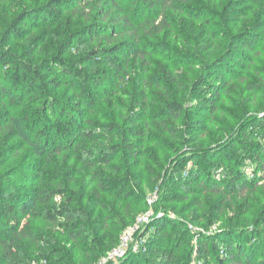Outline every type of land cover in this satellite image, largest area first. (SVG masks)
<instances>
[{
	"label": "rangeland",
	"instance_id": "obj_1",
	"mask_svg": "<svg viewBox=\"0 0 264 264\" xmlns=\"http://www.w3.org/2000/svg\"><path fill=\"white\" fill-rule=\"evenodd\" d=\"M50 1L0 0V49L41 70L47 88L40 94L43 105L35 99L37 89L21 78L15 81L0 61L1 189L35 195L53 164L77 190L82 177L96 171L106 182L82 193L91 220L81 247L44 217L20 216L16 224L23 239L0 235V264L20 259L55 264L44 257L52 252L61 255L58 264H98L145 215V250L109 264H215L216 255L227 257L223 248L234 241L242 243L241 256L253 255L254 264H264V142L260 148L249 141L264 121V0H190L164 13L168 26L163 32L143 34L134 46L126 37L105 43L101 34L108 32V24L61 6L58 14ZM93 22L98 32L90 34L85 28ZM75 31L67 53L64 43ZM97 47L122 48V55L112 58L125 59L124 71L98 70L88 62ZM135 48L143 51L141 58ZM57 59L87 75L94 105L80 96L75 78L48 80L46 67ZM179 73L209 81L217 92L210 100L214 110L195 101L192 89L177 81ZM167 75L169 82L164 81ZM145 85L166 102L182 105V114L164 119L156 101L141 93ZM121 91L132 99L117 100ZM88 132L93 136L89 144L83 137ZM131 132L137 140L132 149L127 147ZM46 137L61 154L43 149ZM79 144L86 154L92 148L108 151V163L79 157ZM116 146L120 152H114ZM241 174V183H225ZM166 223L177 229L170 225L167 235L152 241L150 235Z\"/></svg>",
	"mask_w": 264,
	"mask_h": 264
},
{
	"label": "trees",
	"instance_id": "obj_2",
	"mask_svg": "<svg viewBox=\"0 0 264 264\" xmlns=\"http://www.w3.org/2000/svg\"><path fill=\"white\" fill-rule=\"evenodd\" d=\"M190 0H51L50 5L53 11H57L59 14L60 6L65 8H69L68 10L73 9L74 14H78L79 12L82 15L86 16V19L98 20L100 23L108 24L109 28L108 32L102 33L101 38L105 43H113L118 39H124L125 37L133 40V46L138 44L136 42H140L141 38L144 37L143 34L151 35L155 33H161L168 26L167 17L164 13L168 10L178 11L184 4ZM73 8H71V6ZM44 11V10H42ZM250 27V25H249ZM88 33H97L98 26L97 22L92 23L91 26H87L85 28ZM66 42L64 43L66 46V52L71 53L73 49V43L76 41V31L70 32L67 35ZM246 46V45H245ZM138 50V48H135ZM114 50V51H113ZM122 48L114 47V49L104 50L100 47L93 48L90 55L87 56L88 62H93L96 67H99L98 70H106L109 67H117L118 70L124 71L123 61H118V59H113L112 55L115 53L116 55H122ZM143 51L137 52V56L141 58L143 55ZM58 60V59H57ZM0 61L7 65V68L13 71V79L19 80L20 78L26 83L33 86L37 89L38 97L37 101L43 103L41 97V93H45L46 85V77L42 74L41 70L36 69L31 65H26L24 63L19 62L15 57L8 54L4 49H0ZM47 75L48 80L52 83L57 82V77H67L70 76L76 79V82L79 84L80 96L86 102H91L93 105L95 103L94 94L91 93L90 84L88 82L87 75L81 74L82 72H76L74 68L70 65L69 62L64 60H58L56 64L53 66H47ZM166 72H163V74ZM216 73H211V76H215ZM209 77V78H210ZM164 81H168V75L164 78ZM179 83L184 86L191 88L195 101L202 106H206V110L213 109V103L210 100L213 94L217 97L216 91L211 90V86H208V82L204 81H195L192 80L187 73H179L178 80ZM212 85V84H209ZM141 93L146 96H150L153 98L157 105H159L160 111L159 113L162 117L165 118H176L182 114L184 108L177 102L168 103L162 97L155 96L150 89L149 85H145L141 87ZM117 100H130L132 99V95L121 91L117 96H115ZM53 108V105L50 106ZM125 115L128 119L132 117L130 110H127ZM70 117V121L75 122V117L73 115H67ZM257 129L254 134L249 136V141L256 147H263L261 141L264 142V121L258 122L256 125ZM111 129L110 131H112ZM260 133V134H259ZM136 134L129 133V139L131 140L130 145H127L129 148H134L131 145H135L137 140H134ZM260 135H262V139L260 140ZM83 137H86L87 144L93 141V136L91 133H83ZM77 152L79 153V157L81 155H85L86 148L82 147L80 144L75 147ZM43 149L46 151H52L55 154H61V149H59L48 137H46ZM89 152L84 156H88L92 162L96 161L98 165H106L110 159V153L105 150L96 151L92 148ZM121 147H114V152H120ZM66 157V156H65ZM261 164V163H260ZM65 174H62L58 165H52V167L45 173L44 176V184L43 187L35 193V195H21L14 192L5 193L1 189L2 183H0V215L1 218H5L4 226L0 230L1 238H8L10 236H14L17 239L22 241L23 237H21V231H19L17 226V221L20 216L22 217H35L40 218L44 217L47 221L53 223L57 229L59 230L62 236H67L70 239L74 240L77 245L82 246L80 239L85 234V225L89 224L91 220V213L87 212L83 208L82 200H83V191L89 189L93 184L101 183L105 184V179L102 177V173L99 171L93 172L91 175L87 174L82 177L81 188L77 190L71 186L68 181L63 177ZM244 175L238 176L232 179V177L225 178V183H241V178ZM231 180L233 182H231ZM58 183V185H54ZM224 183V184H225ZM250 183H243V186H250ZM203 189H208V186L201 184ZM165 188H161L160 194H163ZM90 213V214H89ZM172 223V222H171ZM176 230L177 226L175 224L166 223L161 227L156 228L154 231V236L150 235L152 241L155 237L160 238L162 235H167L168 227ZM157 240L154 241V243ZM159 241V240H158ZM157 241V242H158ZM174 243L173 240L170 241ZM227 246L223 249L225 253H227V257H221L216 255L215 264H254L253 263V255H246V257L241 256L242 252V243L238 241L227 242ZM145 250V249H144ZM148 253L142 254V256H146ZM253 254V253H252ZM45 258L51 259L55 264L61 263V255L57 253H50L49 255L44 256ZM46 259V260H47ZM35 261V260H34ZM30 260L20 259L18 264H29ZM16 264V263H15ZM205 264H212L209 260H205Z\"/></svg>",
	"mask_w": 264,
	"mask_h": 264
},
{
	"label": "built area",
	"instance_id": "obj_3",
	"mask_svg": "<svg viewBox=\"0 0 264 264\" xmlns=\"http://www.w3.org/2000/svg\"><path fill=\"white\" fill-rule=\"evenodd\" d=\"M149 215H145V217H142L139 220V223L133 226H130V228L126 229L121 236L120 239V245L116 247L108 256L103 258L98 264H109L110 262H115L119 258L125 257L128 253H138L145 249L146 241L145 238L148 235L147 232H144L146 230V225H143L146 223ZM147 224V223H146ZM141 226H143V234L141 237L137 238L135 234H137ZM36 262H34L35 264Z\"/></svg>",
	"mask_w": 264,
	"mask_h": 264
}]
</instances>
